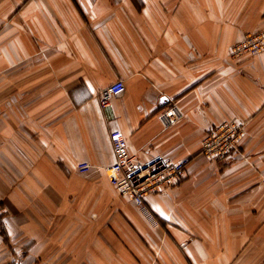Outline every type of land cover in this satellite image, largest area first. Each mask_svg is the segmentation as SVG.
Returning <instances> with one entry per match:
<instances>
[{
	"label": "crops",
	"instance_id": "1",
	"mask_svg": "<svg viewBox=\"0 0 264 264\" xmlns=\"http://www.w3.org/2000/svg\"><path fill=\"white\" fill-rule=\"evenodd\" d=\"M258 32L264 0H0V264H264V50L230 53ZM221 122L240 154L211 160ZM112 131L181 180L119 194Z\"/></svg>",
	"mask_w": 264,
	"mask_h": 264
},
{
	"label": "built area",
	"instance_id": "2",
	"mask_svg": "<svg viewBox=\"0 0 264 264\" xmlns=\"http://www.w3.org/2000/svg\"><path fill=\"white\" fill-rule=\"evenodd\" d=\"M264 50V32L246 35L245 39L234 45L231 56L257 54ZM125 90L124 84L118 80L99 93L102 108L108 107L111 101ZM160 120L163 127L173 126L182 119L179 108L170 103L163 108ZM243 125L235 122H223L213 126L202 141L200 154L211 160H223L233 154H240V140ZM115 161L106 168L110 183L119 194L129 197L137 206L144 205V198L150 193H161L176 185L185 171L186 162H172L162 156H153L146 161H137L128 150L123 134L112 131L109 134ZM90 166L86 163L78 165L79 172H87ZM4 208L0 201V219Z\"/></svg>",
	"mask_w": 264,
	"mask_h": 264
},
{
	"label": "rangeland",
	"instance_id": "3",
	"mask_svg": "<svg viewBox=\"0 0 264 264\" xmlns=\"http://www.w3.org/2000/svg\"><path fill=\"white\" fill-rule=\"evenodd\" d=\"M245 37H246V36H245ZM244 39H245V38H244ZM244 39H243V40H244ZM243 40H242V41H243ZM239 43H240V42H239ZM237 44H238V43H237ZM183 174H184V173H183ZM183 174H182V176H183ZM181 178H182V177H181ZM180 180H181V179H180ZM172 187H173V186H172ZM150 194H157V193H150ZM148 195H149V194H148ZM3 208H4V207H3Z\"/></svg>",
	"mask_w": 264,
	"mask_h": 264
},
{
	"label": "bare ground",
	"instance_id": "4",
	"mask_svg": "<svg viewBox=\"0 0 264 264\" xmlns=\"http://www.w3.org/2000/svg\"><path fill=\"white\" fill-rule=\"evenodd\" d=\"M162 113H163V111L160 112V114H162ZM159 116H160V115H159ZM159 118H160V117H159ZM221 123H223V122H221ZM128 150H129V148H128ZM129 153H130V152H129Z\"/></svg>",
	"mask_w": 264,
	"mask_h": 264
},
{
	"label": "water",
	"instance_id": "5",
	"mask_svg": "<svg viewBox=\"0 0 264 264\" xmlns=\"http://www.w3.org/2000/svg\"><path fill=\"white\" fill-rule=\"evenodd\" d=\"M167 101H168V100H165L163 103L165 104V103H167Z\"/></svg>",
	"mask_w": 264,
	"mask_h": 264
}]
</instances>
